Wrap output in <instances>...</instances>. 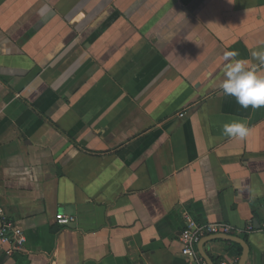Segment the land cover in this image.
Listing matches in <instances>:
<instances>
[{
    "label": "crops",
    "instance_id": "crops-1",
    "mask_svg": "<svg viewBox=\"0 0 264 264\" xmlns=\"http://www.w3.org/2000/svg\"><path fill=\"white\" fill-rule=\"evenodd\" d=\"M261 46L264 0H0V204L26 234L0 264H198L186 213L252 223L264 264V107L218 88ZM223 236L199 255L239 264Z\"/></svg>",
    "mask_w": 264,
    "mask_h": 264
},
{
    "label": "clouds",
    "instance_id": "clouds-1",
    "mask_svg": "<svg viewBox=\"0 0 264 264\" xmlns=\"http://www.w3.org/2000/svg\"><path fill=\"white\" fill-rule=\"evenodd\" d=\"M250 56L264 67V46L251 50ZM237 57L239 52L236 50L223 53L224 79L218 84V88L224 96L233 97L243 109L264 107V72L259 71L248 60ZM222 134L229 138L244 139L248 135V128L241 121H231L222 126Z\"/></svg>",
    "mask_w": 264,
    "mask_h": 264
},
{
    "label": "built area",
    "instance_id": "built-area-1",
    "mask_svg": "<svg viewBox=\"0 0 264 264\" xmlns=\"http://www.w3.org/2000/svg\"><path fill=\"white\" fill-rule=\"evenodd\" d=\"M180 115L183 116L184 114L181 113ZM56 219L60 225H68L74 220V217L58 214ZM185 219L186 224L180 236V242L183 246L182 253L189 258L195 259L198 264H208L207 261L199 255L197 250V245L203 237L207 235H241L256 230V227H254L252 223L246 227H238L226 222L202 224L197 222L188 213H186ZM260 228L264 230V221ZM0 242L10 244L13 250L21 248L26 242V234L7 217L1 204ZM221 264L228 263L222 262Z\"/></svg>",
    "mask_w": 264,
    "mask_h": 264
},
{
    "label": "water",
    "instance_id": "water-1",
    "mask_svg": "<svg viewBox=\"0 0 264 264\" xmlns=\"http://www.w3.org/2000/svg\"><path fill=\"white\" fill-rule=\"evenodd\" d=\"M68 225L71 226L70 223ZM216 238H218V237H214L212 239H216ZM223 238L238 242L242 245V253H241L239 264H246L248 257H249V253H250V247H249L248 242L243 237L234 236V235L233 236L232 235H225V236H223ZM212 239H210V240H212ZM203 257L207 261V263L212 264V263H210L208 256H205V253H204Z\"/></svg>",
    "mask_w": 264,
    "mask_h": 264
},
{
    "label": "trees",
    "instance_id": "trees-1",
    "mask_svg": "<svg viewBox=\"0 0 264 264\" xmlns=\"http://www.w3.org/2000/svg\"><path fill=\"white\" fill-rule=\"evenodd\" d=\"M239 247L240 252L242 251V246L240 244H237Z\"/></svg>",
    "mask_w": 264,
    "mask_h": 264
}]
</instances>
